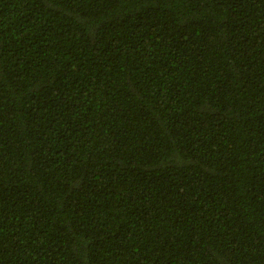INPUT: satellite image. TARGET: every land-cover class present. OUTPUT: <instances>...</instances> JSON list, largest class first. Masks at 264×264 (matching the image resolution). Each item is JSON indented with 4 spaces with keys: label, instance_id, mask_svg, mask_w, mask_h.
Listing matches in <instances>:
<instances>
[{
    "label": "trees",
    "instance_id": "1",
    "mask_svg": "<svg viewBox=\"0 0 264 264\" xmlns=\"http://www.w3.org/2000/svg\"><path fill=\"white\" fill-rule=\"evenodd\" d=\"M0 264H264V0H0Z\"/></svg>",
    "mask_w": 264,
    "mask_h": 264
}]
</instances>
